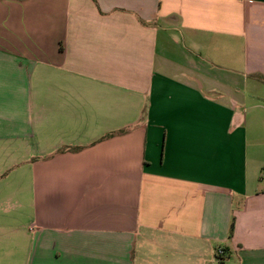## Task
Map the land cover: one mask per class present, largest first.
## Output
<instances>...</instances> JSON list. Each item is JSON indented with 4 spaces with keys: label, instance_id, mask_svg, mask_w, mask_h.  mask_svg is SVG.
I'll list each match as a JSON object with an SVG mask.
<instances>
[{
    "label": "crops",
    "instance_id": "1",
    "mask_svg": "<svg viewBox=\"0 0 264 264\" xmlns=\"http://www.w3.org/2000/svg\"><path fill=\"white\" fill-rule=\"evenodd\" d=\"M0 264H264V0H0Z\"/></svg>",
    "mask_w": 264,
    "mask_h": 264
},
{
    "label": "built area",
    "instance_id": "2",
    "mask_svg": "<svg viewBox=\"0 0 264 264\" xmlns=\"http://www.w3.org/2000/svg\"><path fill=\"white\" fill-rule=\"evenodd\" d=\"M221 253H222L221 251L218 252L219 255H221Z\"/></svg>",
    "mask_w": 264,
    "mask_h": 264
},
{
    "label": "trees",
    "instance_id": "3",
    "mask_svg": "<svg viewBox=\"0 0 264 264\" xmlns=\"http://www.w3.org/2000/svg\"><path fill=\"white\" fill-rule=\"evenodd\" d=\"M220 256V255H219Z\"/></svg>",
    "mask_w": 264,
    "mask_h": 264
}]
</instances>
